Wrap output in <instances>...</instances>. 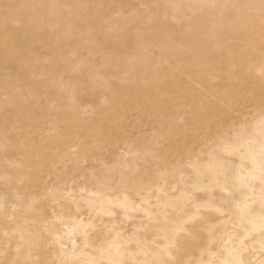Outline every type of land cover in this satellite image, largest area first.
I'll list each match as a JSON object with an SVG mask.
<instances>
[{
    "label": "bare ground",
    "instance_id": "6f19581e",
    "mask_svg": "<svg viewBox=\"0 0 264 264\" xmlns=\"http://www.w3.org/2000/svg\"><path fill=\"white\" fill-rule=\"evenodd\" d=\"M6 1L8 0H0V61H2V67L9 64L6 66L10 69L12 66L19 71V74L13 75L15 78L12 79L13 77L7 73L9 68L6 70L5 66V69L2 68V72L5 70L6 74L1 73L4 77L1 75L3 78L0 77V79H6L5 75L7 74L10 75H7L9 78L12 77L11 81L7 80L9 78L6 79L8 83L10 82L7 85H14L15 83L13 90L9 88L11 92L14 91L16 83L20 82L21 79L22 82L27 83L28 86L23 82L29 95L22 96L23 93H17L13 97L7 94L6 98L9 97L10 99H6V102L0 98V115L3 117H0L2 119H0L2 121V123L0 122L1 125L7 120L0 127L4 128L6 133L12 129L8 134L14 136V139H12L15 140H11L9 145V136H5L6 133L2 129L1 132L5 135L0 136V138H4L3 140L0 139V181L5 183L0 182V186L3 185L0 188V200L2 199L0 201V221L2 220L0 223V251H4L6 255L0 258L9 261L15 259L19 261V264H25V262L33 259L44 261L45 264H59V260L62 259L61 243L55 242L54 236L60 235L63 237L64 249H71L72 241L64 234V224L57 221L55 227L49 226L48 230H45V224L47 221H53L56 215H60L67 225H71L73 221L91 222L93 228L89 229L88 238L89 242L97 247L106 238L108 240L113 239L115 231L122 233L118 241L122 246V252L126 253L129 264L133 260L152 259V253L159 251L168 242V239L172 236L171 229L177 226H183L194 233V238L185 237L183 233H180L179 243L175 248L169 249L178 264H225V262L227 264H238V262H242V264H262L264 262V248H262L264 232L259 227V215L261 213L259 181H253L251 189L239 187L233 193V196L229 198L240 202L241 206L244 203L249 206V214L244 217H241L235 211L232 203L222 204L221 197L225 194L218 189L211 194L197 192L194 202L187 200L182 202V195L193 191L192 170L185 166L188 163L187 149L191 147L187 144L190 141L194 145L197 139L193 138L195 141L191 142L192 140L187 138V142L183 143L180 139L181 136L184 138L183 132L186 134L185 128L183 129V127H180L182 125L179 126V123H175L184 110L185 105L180 106L183 99H186L189 104L188 107L190 106L189 111H184L189 113L190 118L186 123L187 127H191V124L199 120V117L194 120L196 118L194 116L199 115L197 113L202 115V112H204L205 114L200 116L202 118L204 115V117H208L211 116L209 114L221 108V102L235 104L233 98L237 95V89H240V92L244 93L246 97H257L260 89L263 88L259 76L261 64L264 63V57L261 55L260 25L257 22L254 26H249L231 7L243 3L245 0H240L242 2L238 0H193L195 6L188 4L191 2L186 3L187 0H166L162 2L146 0V3H154L155 5L154 12L152 11L150 14L152 18L149 24L152 22L151 25L147 23L150 17L144 12L136 11L138 9L133 10L128 15L122 14L118 16L119 18L113 20L106 18L97 22L96 17L102 13L98 10V5L103 6L107 2H112L109 0H88L87 2L97 3V8L94 9V12L87 11L88 13L86 12V15L80 17V19L78 16H81V11H83L80 6L84 5L86 0H14L15 6H11L14 2L9 4L10 1L5 4ZM128 2L129 0H114L116 5H124L122 8L130 3ZM210 5H215V7H210ZM198 8L203 11L193 15V12ZM169 12L182 13V17H185V19L181 22L165 24L163 17L166 18L167 14L169 16ZM189 16L190 19H188ZM172 17L174 18V16ZM77 20H80V25ZM43 27H45V30L50 28L51 31H44ZM133 29L137 30L133 31ZM85 39H88L90 44V48L87 49V47L86 51L89 50L88 52L92 56L97 51L96 46L99 51H103L101 52L103 54L100 53L102 57H99L100 61L97 64H95L94 59L82 57ZM231 39L234 43L228 45V41ZM145 40L150 44H154V46L146 47L144 45ZM35 45H39L44 51L48 50L49 53L51 51L50 55H52L49 56V60L47 59V66L41 65L42 67H40L38 65L37 67L36 65L40 60L30 57ZM127 46L131 47L133 51L131 54L125 55L128 61L123 60L126 62L131 61V67L130 65L127 66L128 63L124 65L125 61L118 63L114 57L117 47L126 49ZM150 51H152V56L148 55ZM70 55H75L77 60L70 58ZM99 64L101 66L96 68ZM57 66H65L67 73L70 72L72 75L75 73L77 77L75 78L73 75L71 81L65 82L67 81L65 78L70 77V74H66L67 77H65L66 72L62 71L64 74L61 76L55 69V67L58 68ZM41 68L43 69L40 73ZM106 68L107 70H104ZM54 70L57 73L56 79H59H57L58 83H55V81L57 82L56 79L54 80ZM128 70H130V73ZM33 71L39 72L40 75L36 72V77L37 75L38 77L43 75L41 77L43 81L37 78L40 82L34 81L35 78H31V72ZM104 71L108 72L104 73ZM215 72L222 76L221 83L220 81L217 83L216 75L212 74ZM255 73L256 79L251 78V75ZM140 75H144L142 80ZM17 76L19 77L16 78ZM51 78L53 82H51ZM74 78L75 80H73ZM44 79L46 84L41 83L45 82ZM112 79L119 80V84L117 82L113 83ZM250 79L252 80L250 81ZM47 80L50 81H48V84H52L53 86H51L54 87V90L51 86V89L49 88V91L53 90L52 93L48 92ZM6 81L4 80V82ZM127 81L130 83L129 86L126 84ZM130 81L134 83V86H131ZM141 82L144 83L141 84ZM53 83L58 88H55L56 85ZM59 86H62L63 90H59L62 89ZM86 86L90 90L93 87V90H86ZM82 87L86 90L83 92L86 93L82 92L80 94L79 90H83ZM29 89H31L30 93ZM97 93L103 95L97 97V99ZM25 96H27V99H23ZM42 101L45 102L44 105H42ZM102 101L109 102L106 109L101 107ZM6 104L7 106L13 105L12 107L16 108L17 111L15 112H18L19 116L15 112L13 116L20 119L18 127H15L13 122L7 124L11 121L8 118L10 116L6 117L2 113L5 112L3 109ZM49 105L52 108L56 107L55 111L58 110L59 113L52 111ZM84 105L86 107L87 105L90 106L89 109L93 112L87 110L88 108L86 109ZM48 106L53 113L48 109ZM82 107L86 111L94 113L96 118L94 119V116L90 117L92 113L85 112ZM135 108L140 110L142 114L145 112L144 115H149L155 122L154 125L151 124L155 129H151L153 135L147 137L148 140L142 136L143 141L146 142H141L142 145H138L139 148L136 147L137 144H132V140L129 143L128 138L125 142L119 139L121 143L124 142L123 149L125 150L122 152L123 154L120 152L121 155L115 156V152L113 154L115 157L112 155L111 158L112 163H110L108 157H105V160L109 159V161L107 160L109 166L106 164L107 162H104L103 157L104 163H100L99 166L95 167V162L99 163L101 161L99 152L113 145V136L116 132L112 133L116 130L114 128H117L116 135H121L120 133L124 132L121 136L125 133L128 136V133L131 132L132 128L129 127L130 130L127 129V133L124 117L132 110L134 112ZM236 109L238 110L239 106L236 108L235 104L232 113H237ZM80 110H82V113L89 114L90 118L83 114L84 117L89 118V121L82 117ZM259 110L248 121L239 117V119H236L235 116L233 117L234 113H231V119L234 118L237 121H230L231 126L228 125V129L233 127L239 129L241 124L248 125V132L255 135L256 143L251 146L255 151H258L260 137L258 132L253 133L252 124L258 119ZM239 111L241 112V110ZM36 113H40V115L43 113L42 115L45 114L44 117L50 116L47 119L51 118V124L55 122V124H52L54 126H48V129L51 127V130L52 127L54 129L55 125L58 127V130L53 133L55 137H50V129L46 132L47 127H45V130V128H42L43 125L41 128L39 126L40 129L35 126L32 129L35 122L33 118L38 115ZM187 114L185 115L186 118ZM181 117L183 116L181 115ZM52 118L54 122H52ZM92 118L93 122L90 120ZM137 118L138 116L135 119ZM166 118L172 119L173 123L170 120V124L166 126L164 122L169 121V119L165 121ZM202 118L199 120L200 122L204 119ZM9 124L11 128L8 126ZM84 124L86 125L84 126ZM135 125L134 127L140 126L139 124H137L138 126ZM28 126L29 132L26 131ZM134 127L135 131L137 128ZM15 128L20 129L18 136L13 133ZM79 129H82L85 134L80 133ZM78 131L80 136L77 139ZM226 131L228 130L225 128ZM11 132L13 135H11ZM18 132L15 131V133ZM225 132L224 139L228 143H232L234 141L233 132L231 131V135ZM81 135L85 136V140L82 142L80 141L82 139H80ZM118 135L116 138H118ZM186 135L184 139H186ZM121 136L119 138L123 139ZM175 136H178L180 141H176L177 137L175 139ZM140 139L138 140L141 141L142 139ZM75 141L77 142L76 145ZM134 141L136 143V140ZM116 142L118 143V141ZM176 142L182 143L178 144ZM208 142L203 143L205 147L202 146L204 147L202 149L191 148L194 161H196V153H199V161L208 160V153L216 147L214 143L208 145ZM88 144L93 146L91 147L93 149L89 152L90 147ZM145 146L154 149L157 156L166 158L168 161L167 166H161L157 169L152 156L136 158L134 154L137 151H142ZM177 147L179 149L183 147L182 151L186 150V152L184 151L185 155L181 153L184 155L183 160H180L182 155L179 152L181 150L176 149ZM199 147H201L200 144ZM7 149L9 151L15 150L16 156L21 157L20 159H11L12 168L9 169L2 162V158L5 159L6 155L9 154ZM174 151H177L176 153H179L181 157L177 154L178 157L174 155ZM109 156L111 157V155ZM122 157L125 160L121 159ZM4 159L3 161H7V158ZM224 159L231 161L232 172L236 179L247 177L248 170L251 168L250 163H246L244 170L240 171L241 159L239 156H224ZM84 162L92 165V167L90 165V169L88 164L86 166L90 170V177H85L84 181L73 185L75 180L71 179L70 181L67 173L68 171L69 173L72 172L71 176L76 172L71 177L76 176L74 179L82 178L83 171H85V167H82ZM67 164L69 165L68 169ZM102 166L107 170H114L113 175L116 180L110 186L112 189L119 190L111 191L109 188L101 187L92 179L93 168L99 170ZM121 173L124 174V180L118 184L117 182L121 180ZM50 175L54 177L51 178L54 181L46 182V178H49ZM67 179L70 182L69 184H66V182L68 183ZM4 187L6 189L3 190ZM53 189L55 190L54 193ZM123 189H127V191L125 192ZM68 191H71L75 200L79 201V211H77V205L71 200L61 198ZM98 191L104 193L105 198L108 200L117 198L123 200L124 195H127L130 209L128 218H124V211L119 208L113 210L116 213L115 216L99 215L100 201L95 195H91ZM157 196L160 197L159 200H157ZM210 197L215 198L214 203L217 207L232 209L230 214L223 217L217 212L209 211L204 207L199 209L201 216L208 218L210 223L217 225L211 237H209L208 231H201L200 227L193 228L191 223H183L189 215L197 211L195 205L202 204ZM5 199L13 209H6L9 214L11 211L12 213L15 212V209L18 210L16 215L11 213L14 217L7 214L5 205L8 203L5 202ZM85 200L96 201L97 210H90L85 204ZM10 204H8V208H10ZM172 204L176 205L175 208L171 206ZM137 205L140 206L138 211L134 210ZM145 208H150L153 214H159L155 216L159 221L158 224L149 225L143 211ZM55 209L57 210L55 211ZM8 217L11 219L10 222L5 220ZM165 220H167V223H165ZM222 220L226 223H221ZM113 223L117 227L113 232H109ZM196 223L203 226V221H197ZM253 223H255V228ZM35 233H39V237ZM130 238L131 242L125 243ZM72 239L77 246H83L84 241L81 236H75ZM136 240L140 241L141 248L137 247ZM18 247L20 249L19 253H17ZM85 251L88 252L90 249ZM164 259H167V257H164Z\"/></svg>",
    "mask_w": 264,
    "mask_h": 264
},
{
    "label": "snow or ice",
    "instance_id": "6c2138e0",
    "mask_svg": "<svg viewBox=\"0 0 264 264\" xmlns=\"http://www.w3.org/2000/svg\"><path fill=\"white\" fill-rule=\"evenodd\" d=\"M210 7H215V5H210ZM231 7H235L232 5ZM247 7L258 8L260 14V39H261V55L264 57V0H260L258 5H247ZM259 76L262 86H264V63L261 64L259 71ZM233 111V105L229 103L221 102V108L218 111H214L211 116L204 118L201 123L194 127H187L186 121L180 117L177 118V123L185 125V133L191 132L195 137H200L202 140L209 141L216 145L211 152L208 153L207 161H199V153H196V161L193 160V151L192 149H187L188 163L185 165L188 168H191V175L193 177V184L191 193L183 194L181 201L187 200L189 202H194L196 199L195 194L197 192H204L211 194L215 190H219L225 195L221 197V202L224 205L232 203L234 209L241 217L249 214V206L244 203L241 206L240 202L230 200L229 198L233 196V193L238 190L239 187H248L251 189L253 181H259L260 184V204H261V213L259 215V227L262 232H264V95L261 97L260 110L258 113V119H256L252 124L253 133H259V144L258 151H255L251 146L256 143L255 135L248 132V125L241 124L239 129L233 127L231 131L234 134V141L228 143L224 139V132L222 129L226 126L227 120L231 119V113ZM215 136V140H212V137ZM195 147V145H193ZM223 153V155H221ZM239 156L241 159V164L239 170L243 171L246 163L251 164V168L248 170L247 177H240L236 179L232 172L231 161L224 159V156ZM153 163L156 168L159 169L161 166H167V159L164 157L157 156L153 154ZM175 171V169H173ZM134 179V178H133ZM101 187L109 188L111 191H117L119 189H112L110 185H102ZM53 193L55 190H52ZM127 191V189H123ZM159 191V189H157ZM100 201L98 207L99 215L115 216L116 213L113 211L115 208L122 209L124 211V218H128L129 212V200L128 196L124 195V199L120 200L119 198L115 200H108L105 198V194L98 191L92 193ZM55 198V197H53ZM61 198H67L77 205V211L79 208V201H76L73 193L71 191L66 192L61 196ZM160 197L157 196V200ZM214 197H210L208 200L204 201L202 204L195 205L197 211L188 216V219L185 220L184 224H192L193 228L200 227L201 231H208L209 237L212 236L213 231L216 229L217 225L209 222L208 218L200 215L199 209L204 207L209 211L217 212L221 217L226 214H230L232 209L217 207L214 203ZM85 204L89 207L90 210H97L96 201L85 200ZM175 208V204L171 205ZM134 210H140V206L137 205ZM144 215L147 218L149 225L158 224L159 221L155 218L157 214H153L150 208L143 209ZM64 224L65 235L72 241V251L67 253L66 264H76L78 261L79 264H95L93 258H85L83 252H76L77 245L72 239L75 236H81L83 238L84 244H89V229L93 228L91 222L83 223L73 221L71 225L64 223L62 216L56 215L53 221H47L45 224V230H48L49 226L55 227L56 222ZM197 221H203V226L196 223ZM251 222V221H250ZM167 223V220H165ZM221 223H226V221H221ZM117 225L113 223L112 228L109 229V232H113L116 229ZM255 228V223H253ZM172 236L168 239V242L159 249L157 255L167 257V259L157 261V264H178V261L172 256L169 251L170 248H175L179 243L178 237L180 233H183L185 237H193L194 233L190 230L185 229L183 226H177L171 229ZM122 235L119 231L114 232V238L108 240L107 238L100 243L97 247L94 244L96 251L101 257L109 258L108 264H113V257L122 256V246L119 244L118 238ZM134 235V234H133ZM54 240L57 243H61V251L64 253L65 249L63 247L62 241L63 237L60 235H55ZM131 242V238L125 243ZM211 242V241H210ZM137 247L141 248L140 241L136 240ZM262 248H264V243H262ZM19 250V248H18ZM143 251V249H141ZM116 264H120V261H116ZM131 264H137L135 260L131 261ZM227 264V262H225ZM242 264V262H238ZM264 264V262H262Z\"/></svg>",
    "mask_w": 264,
    "mask_h": 264
},
{
    "label": "rangeland",
    "instance_id": "374dc122",
    "mask_svg": "<svg viewBox=\"0 0 264 264\" xmlns=\"http://www.w3.org/2000/svg\"><path fill=\"white\" fill-rule=\"evenodd\" d=\"M9 1H10L9 4H12V3L14 2L11 6H13V5L15 6L16 3H15L14 0H8V1H6L5 4H7ZM87 1H88V0L85 1L86 3H85L84 5L80 6L81 9H82L83 11H81V14H80L81 16H78L79 19H80V17L86 15L85 13H86L87 11H90V12L93 11V12H94V11H95L94 9L97 8V3L94 4L92 1H89V2H87ZM109 1H112V2H110V3L107 2V3H105L103 6L98 5V10H100L102 13L100 12L101 14H100L99 16L96 17V21H97V22H100V21H102V20H104V19H106V18H107V19L110 18V19L113 20V19H115V18H119L118 16H121L122 14H123V15H128V14H130L131 12H133V10L135 11V9H138V10H136V11H139V12H141V13L144 12L147 16L150 17V19L147 17V18L149 19V20L147 19V20H148V21H147L148 25H151V24H152V22H150V24H149V21H150L151 18H152L150 14H151L152 11L155 9V5H154V3H153V4H151V3H146V0H145V1H144V0H129L130 3L128 2L129 4H128V5H125V8H122L124 5H123V6H120V5H118V4L116 5V3H114V0H109ZM127 1H128V0H127ZM143 1H144V2H143ZM157 1L162 2V1H166V0H157ZM183 1H185V0H183ZM238 1H240V0H238ZM242 1H243V0H242ZM242 1H240V2H242ZM187 2H191V3H188V4H191V5H193V6L196 5L195 2H194L193 0H187L186 3H187ZM193 3H194V4H193ZM126 6H127V7H126ZM8 7H10V6H8ZM84 9H85V10H84ZM200 10H201V11H200ZM200 10H199V8L196 9V10L194 11L195 13L193 12V15H194V14L197 15L198 12L200 13V12L203 11L201 8H200ZM153 12H154V11H153ZM87 13H88V12H87ZM169 13H170L169 16H168V14H167V15H166V18L163 17V22H165V24L170 23V22H171L170 24H173V23H177V22H179V21L181 22V20L185 19V17H184V18L182 17V13H179V12H172L173 14H172L171 12H169ZM176 13H177V14H176ZM199 13H198V14H199ZM191 15H192V14H191ZM152 16H153V15H152ZM171 16H174V18L172 17L174 20L171 18ZM179 16H180V17H179ZM180 18H181V19H180ZM186 19H187V18H186ZM188 19H190V16H189ZM161 20H162V19H161ZM77 21L79 22V25H80V23H81L80 20H77ZM78 22H77V23H78ZM79 25H78V26H79ZM148 25H145V26H148ZM142 26H143V25H142ZM46 27H47V26H46ZM48 27H49V26H48ZM79 27H80V26H79ZM148 27H149V26H148ZM80 28H81V27H80ZM48 29H49V30H47V28H46V30H45V27H43V30H44V31H51L50 28H48ZM78 29H79V28H78ZM134 29H135V28H134ZM134 29H133V31H136V30H137V29H136V30H134ZM45 33H46V32H45ZM46 34H47V33H46ZM75 38H76V37H75ZM55 39H57V38H55ZM73 40H76V39H73ZM88 41H89L88 39H85L84 42H83V45L85 46V48H84L83 45L81 44V46L84 48V50H83V52H82V57H85V58H88V59H94V60H95V64H97V63L100 61V58L102 57V56L100 55V53L103 52V51H101V50L99 51L98 47L96 46L95 49H96L97 51H96V53L94 54V56H92V55L88 52L89 50L86 51V48H87V47H88L87 49L90 48V44H89ZM146 41H147V40H145V44H144L146 47H151L152 45L154 46V44H150V43H148V41H147V42H146ZM90 43H91V42H90ZM233 43H234L233 39H231L230 41H228V45H232ZM91 45H92V43H91ZM155 46H156V45H155ZM94 47H95V46H94ZM127 47H128V46H127ZM127 47H126V49H125L124 47H123V49H122V48L119 49V47H117V50H115V52H114V53H115V54H114V57H115V59H116V61H117L118 63H119V62H120V63H123L125 60L128 61V60L126 59L125 55H127V54H131L133 50H132L131 47H130L131 49L128 47V49H129V50H128ZM156 47H157V46H156ZM156 47H155V48H156ZM34 48H35V49H34L33 52L30 54V57H31L32 59H37V60L39 59V60H40L41 63L38 61L39 63L36 65L37 67H38V65H40V67H42L41 65L45 66V65L47 64V62H48L47 59L49 58V56L52 55V54L50 55L51 51H50V53L48 52V50H47V51H44V49L42 50V48H41L39 45H38V46L35 45ZM83 48H82V49H83ZM155 48H154V50H155ZM115 49H116V48H115ZM150 49H153V48H150ZM98 51H99V52H98ZM45 52H46V53H45ZM97 52H98V53H97ZM151 52H152V51H150V53H148V55H151V56H152L153 54H152ZM101 54H103V53H101ZM100 56H101V57H100ZM69 57L72 58L73 60H77V57H75V55H73V56L70 55ZM99 57H100V58H99ZM123 59H125V60H123ZM178 59H180V58H178ZM48 60H49V59H48ZM122 60H123V61H122ZM180 60H181V59H180ZM126 61H125V64H124V65H126V63H128L127 66H129L130 64L132 65V63H130L131 61H130V62H126ZM1 62H2V61H0V77H1L2 74L5 73V70L3 71L4 73L2 72V68L4 67L3 69H5V66L7 65V64H5V65H3V67H2V63H1ZM73 62H74V61H73ZM75 62H76V61H75ZM60 64H64V63H60ZM60 64H59V65H60ZM8 65H9V64H8ZM8 65H7V66H8ZM48 65H49V63H48ZM64 65H65V64H64ZM119 65L121 66V64H119ZM131 65H130V67H131ZM7 66H6V70L9 68V67H7ZM46 66H47V65H46ZM95 66H96V65H95ZM95 66H94V67H95ZM100 66H101V65L99 64V65L96 66V68H98V67H100ZM57 67H58V68L55 67V69H57V73H60V75L62 76V74H64V72H62V71H65V70H66V69H65V66H60V67L57 66ZM124 67H125V66H124ZM12 68H13V67L11 66V69H12ZM125 68L127 69V67H125ZM125 68H123V69H125ZM128 68H129V67H128ZM11 69L9 68V70H7V73H9V74L13 77V78H12V77H11V78L14 79V78H15L14 76L19 74V71L16 70L15 68H13V71H12ZM14 69H15V71H14ZM36 69H38V68H36ZM42 69H43V68L40 69V73L42 72V71H41ZM10 70H11V71H10ZM38 70H39V69H38ZM104 70H107V68L104 69ZM33 72H34V71H33ZM33 72H31V73H32L31 78H33V79L35 78L34 81H36L37 79H38V80H39V79H41V80L43 79V78H41V77L43 76L42 74H41L42 76H39V77H38V75H37V77H36V72H37V71H35L34 73H33ZM65 72H66V71H65ZM107 72H108V71H104V73H107ZM128 72L130 73V70H128ZM241 72H243V71H241ZM1 73H2V74H1ZM31 73H30V75H31ZM37 73L39 74V72H37ZM43 73H44V72H43ZM55 73H56V70H54V76H55V78L53 77L54 80H55L56 77H57V73H56V75H55ZM5 74H6V73H5ZM9 74H7V75H9ZM28 74H29V73H28ZM66 74H67V75L70 74V77H69V76L67 77ZM212 74H213L214 76L216 75V77H217V79H216V80H217V83H219V81H220V83L222 82L221 80H223V78H222L221 75L217 74L216 72H215V73H212ZM7 75H5V76H6V79L9 78ZM10 75H9V76H10ZM13 75H14V76H13ZM39 75H40V74H39ZM60 75L58 74V77H59V78H60ZM64 75H66L65 77H67V78H65V80H67V81H65V82H67V83H68L69 81H71V78H73V75L75 76V78L77 77L75 73L72 75V73H70V72H69V73L66 72ZM2 76L4 77V75H2ZM19 76H20V75H19ZM19 76H17L16 78H18ZM71 76H72V77H71ZM120 76H121V75H120ZM255 76H256V73H255L254 75L252 74V75H251V78L256 79ZM3 77H1V78H3ZM140 77H141V80H142V78L144 77V75H140ZM254 77H255V78H254ZM11 78H9V79H7V80H10V81H11ZM29 78H30V76H29ZM31 78H30V80H31ZM36 78H37V79H36ZM44 78H45V77H44ZM62 78H64V77H62ZM62 78H61V79H62ZM75 78H74L73 80H75ZM221 78H222V79H221ZM6 79H4V80L6 81ZM46 79H47V78H46ZM57 79H58V78H57ZM57 79H56V80H57ZM61 79H60V80H61ZM68 79H70V80H68ZM113 79H115V78H113ZM113 79H112V80H113ZM0 80H1V79H0ZM4 80H1L2 82L0 81V94H1V95H0V98H1V100L4 99L5 102H6V99L9 100V99H10L9 97L6 98V97H7V96H6L7 94L12 95L13 97H14V95H17V93H21V94L23 93L22 96H24V95H26V94H27V96L29 95V94H28V89H27V87H25V86L27 85V83H25V82L23 81V82L26 84V85H25V84L21 81V79H20V82H19V81L17 82L18 84L16 83V87H14L15 89H14L13 92H11V91L9 90V88L12 89L13 86H15V83H14V85H7L8 81L4 82ZM15 80H19V79H15ZM38 80H37V81H38ZM52 80H53V79L51 78V82H53ZM58 80H59V79H58ZM58 80H57V82L55 81V83H58ZM62 80H63V79H62ZM62 80H61V81H62ZM251 80H252V79H250V81H251ZM32 81H33V80H32ZM42 81H43V80H42ZM44 81H45V79H44ZM48 81H49V80H47V84L50 82V81H49V82H48ZM114 81H115V80H113L112 82H113V83H116V82L118 83L119 80H118V81H115V82H114ZM254 81H255V80H254ZM3 82H4V83H3ZM38 82H40V81H38ZM119 82H120V81H119ZM130 82H131V81H130ZM252 82H253V81H252ZM2 83H3V84L6 83V84L3 85ZM9 83H10V82H9ZM9 83H8V84H9ZM41 83H45V84H46V81H45V82H41ZM55 83H53V84H55ZM88 83H90V82H88ZM131 83H132L131 86H132V85L134 86V83H133V82H131ZM143 83H144V82H143ZM143 83L141 82V84H143ZM215 83H216V81H215ZM90 84H92V83H90ZM90 84H88V85H90ZM118 84H119V83H118ZM126 84L128 85V84H130V83H128V81H127ZM51 85H52V84H50V85L48 84V86H47L48 88H47V89H48V92H51V93H52V91L54 90V89H53L54 87H52L53 85H52V86H51ZM55 85H56V84H55ZM88 85H87V86H88ZM10 86H11V87H10ZM27 86H28V85H27ZM50 86H51L52 89H53L52 91H49ZM87 86H86V88H87ZM91 86H92V85H91ZM128 86H129V85H128ZM59 87L62 88V86H59ZM28 88H30V87H28ZM55 88H58V86L56 85ZM84 88H85V87H84ZM86 88H85V89H86ZM92 88H93V87H92ZM92 88H91V90H93ZM50 89H51V88H50ZM81 89H83V87H82ZM224 89L226 90V88H224ZM12 90H13V89H12ZM30 90H31V89H29V93H30ZM59 90H63V88H62V89H59ZM86 90L91 91L90 88H87ZM86 90H84V89H83V90H79V93L81 94L83 91H86ZM102 90H103V89H102ZM80 91H81V92H80ZM103 91H104V90H103ZM9 92H10V93H9ZM15 93H16V94H15ZM51 93H50V95H51ZM83 93H86V92H83ZM61 94H62V93H61ZM97 94H98V93H97ZM97 94H96V98L99 97V96H102V95H103V94H102V95H100V94L97 95ZM262 95H264V86H263L262 89H260V91H259L257 97H256V96H249V97H246V96L244 95V93L240 92V89H237V95H236V97L233 98V99H234L233 102H236V103H235V104H236V108L239 106V109H238V110L236 109V110L238 111L237 113H234V112H233L234 114L232 113V114H233V117L235 116L236 119H239V118H240V119H243V118H244L246 121H248L249 119H251L252 117H254V115L256 114V112L260 109V103H261V97H262ZM12 96H11V97H12ZM18 96H20V94H18ZM27 96H25L24 98L22 97V98H23V99H25V98L27 99ZM100 98H101V97H100ZM100 98H99V101L101 100ZM102 98H104V97H102ZM11 99H12V98H11ZM97 99H98V98H97ZM1 100H0V101H1ZM235 100H236V101H235ZM206 101H207V100H206ZM53 102H54V100H53ZM102 102H103V101H102ZM105 102H107V101H104V102L102 103V105H101V107H102L103 109H106L107 104H109V102H107V103H105ZM182 102H183V103H182ZM182 102H181V105H180V106L185 105V107H183V109H184L185 111H186V110L189 111V110H190V109H189L190 106L188 107L189 104L187 103L186 99H183ZM185 102H186L187 104H186ZM257 102H259V103H257ZM43 103L45 104V102L42 101V105H44ZM50 103H51V102H50ZM88 103H89V102H88ZM206 103H207V102H206ZM84 104L86 105L87 103H84ZM89 104H90V106H92L91 103H89ZM100 104H101V103H100ZM235 104H233V105L235 106ZM51 105H53V104L51 103ZM85 105H84V106H85ZM186 105H187V106H186ZM5 106H6V107L3 106V107H4L3 111H5V112H2V113H3L6 117H7V116H10V117H8V118H10V120H11V121L7 122V124H8V123L11 124V122H13L14 125H15V127H16V126L18 127V123L20 122V119L17 118V116H13V113H14L15 111H17L16 108L12 107L13 105H12V106L9 105V106H10V107H9V106H7V104H6ZM14 106H15V105H14ZM49 106H50V105H49ZM49 106H48V109L50 110V107H51V106H50V107H49ZM53 106H54V105H53ZM55 106H56V105H55ZM90 106L87 105V107L85 106V108H86V109L88 108L87 110H91V109H89ZM180 106H179V107H180ZM15 107H16V106H15ZM107 107H108V106H107ZM187 107H188V109H186ZM55 108H56V107H55ZM55 108H52V107H51L52 111H53V110L55 111ZM82 108L84 109L85 112H88V111H86V109H85L84 107H82ZM234 108H235V107H234ZM135 109H136V108H135ZM135 109H134V112H133V110H132L130 113L127 114L128 116L126 115V116L124 117V118L126 119V121H124V124H125V126H126V130H127V129L130 130L129 127H131V128H132V129H131V132H132V133H131L130 131H129L130 133H128V130H127L128 136H127L126 133H125L126 135L124 134L123 136H121L122 133H124V132L120 133L119 130H118V132H119L121 135H118V134H117V135H118V138H116V137H117V135H116L117 128H114V129H116V130H114L112 133H114L115 131H116V132L114 133V136H113V137H114V138H113V145L110 146V147H108V148H105V147H104L106 150L103 149L102 151H100L101 153L99 152V154H100L99 156L101 157V159H100L101 161L99 160V161H100L99 163H98V162H95V163H96V164H95L96 166L94 165L95 167L99 166L100 163H104V162H105V163L107 162L106 164L108 165V161H109V159H110V163H112V159H111V158L114 156L113 154H115V152H116L115 156L119 155L120 152H121V154H123L122 152L125 150V149H123V148H124L123 144H124V142H125V140H126L127 138L129 139V143H131V142L133 141L132 144H133V145H136V144H137L136 147H138V145H140V144L142 145L141 142H146L145 140L143 141L144 138L148 140L147 137H151V135H153V134H151V133H153V130H155V129H153V128H154V127H153V125H154L153 123H155V122L151 119V117H150L149 115H144L145 112L142 114V112H140V110H138V109L135 110ZM183 109L181 108V111H182ZM56 110H57V109H56ZM137 110H138V111H137ZM184 110L182 111V114H181V115L183 116L182 118H183L184 120H186V122H188V118H190V116H189V113H188V112H185ZM239 110H241V112H240ZM50 111H51V110H50ZM52 111H51V112H52ZM91 111H92V110H91ZM91 111H89L88 113L90 114ZM55 112H56V111H55ZM79 112H80V114L82 115V117H84L83 114H85L87 117H89V116H88L89 114H86L85 112L82 113V110H80ZM92 112H93V111H92ZM92 112H91V113H92ZM183 112H184V113H183ZM243 112H245V113H243ZM2 113H1V114H2ZM52 113H53V112H52ZM56 113H59L58 110H57ZM137 113H138V115H137ZM185 113H186V114L188 113V114H187V115H188L187 118H186V116H185V115H186ZM202 113L205 114L204 112H202ZM212 113H213V112H212ZM239 113H240V114H239ZM15 114L18 115V112H15ZM15 114H14V115H15ZM36 114H38V115L35 116V118H33V120H35V122L33 121V122H34V125H32L33 128H32V126H31V128H32V129H34L35 127H36V128H39V126H40V128H41V126L43 125V126H42L43 129H44L45 127H47V130H46V128H45L46 132L50 129V130H49L50 133H49V132H48V133L51 134V136H50V135H49V136H50V137H53V136L55 137V134L53 135V133H54L56 130H58V127H56V125H55V127H54L55 130L53 129V127H52V130H51V127L48 129V126H49V125L55 124V122L53 121V118H52V122H54V123L51 124V123H50V122H51V120H50L51 118H50V119H47V118H49L50 116H49V117L45 116V117H46V118H45V117H44L45 114L42 115L43 113H42L41 115H40V113H36ZM92 114H94V113H92ZM92 114L90 115V117H93V116H94V119H95V118H96L95 114H94V115H92ZM146 114H147V113H146ZM183 114H184V115H183ZM197 114H199V115H198V116H194V117H196L194 120H196L197 117H199V118H198L199 120L202 118L201 116H202L203 114H202V115H201V113H197ZM237 114H238V115H237ZM242 114H243V115H242ZM53 115H54V114H53ZM130 115H131V117H130ZM181 115H180L179 117H181ZM200 115H201V116H200ZM209 115H212V114H209ZM1 116H2V115H0V117H1ZM5 116H4V117H5ZM18 116H19V115H18ZM51 116H52V115H51ZM137 116H138V118L135 119ZM147 116H149V117H147ZM204 116H205V115H204ZM204 116H203V118H206V117H204ZM207 116H208V115H207ZM236 116H237V117H236ZM240 116H241V117H240ZM245 116H246V117H245ZM6 117H5V119H6ZM79 117H80L81 119H83L80 115H79ZM90 117H89V118H90ZM128 117H129V118H128ZM179 117H178V118H179ZM184 117H185V118H184ZM208 117H209V116H208ZM238 117H239V118H238ZM1 118H3V117H1ZM1 118H0V119H1ZM54 118H55V117H54ZM84 118H86V117H84ZM89 118H88V119H89ZM139 118H140V120H139ZM203 118H202V119H203ZM86 119H87V118H86ZM88 119H87V121H89ZM148 119H149L150 121H149ZM167 119H169V118H166L165 121H167ZM236 119H235V120H234V118H232L231 120L228 119V121H229L230 124H229L228 121H227V125L224 127V129H222V131L225 132V128H226V130H228V131H226L227 134L232 133V132H231V128H230V129H228V128H229V126H231V122H234V121L236 122V121H237ZM244 119H243V120H244ZM1 120H2V119H1ZM8 120H9V119H8ZM54 120H55V119H54ZM90 120H91V122H93V121H92L93 118L90 119ZM133 120H135V121H133ZM138 120H139L140 123L138 122ZM163 120H164V119H163ZM170 120L172 121V119H169V121H168V122H164V124L166 123V126H168V125L170 124V122H171ZM199 120H198V122H197V121L194 122L195 125H194V124H191L192 126L190 125L191 127H189V128H194L195 126H198V125L201 123ZM233 120H234V121H233ZM6 121H7V120H6ZM6 121H4V123H5ZM18 121H19V122H18ZM136 121H137V122H136ZM176 121H177V119H176ZM176 121H175V123H176ZM201 121H202V120H201ZM230 121H231V122H230ZM0 122L2 123V121H0ZM1 123H0V126H2V125L4 124V123H3V124L1 125ZM13 123H12V124H13ZM47 123H48V124H47ZM88 123H90V122H88ZM130 123H131V125H130ZM134 123H135L136 125H135ZM172 123H173V121H172ZM198 123H199V124H198ZM10 124H9L8 126L11 128ZM19 124H20V123H19ZM32 124H33V123H32ZM128 124H129V125H128ZM137 124H139L140 126H138ZM151 124H153V125L151 126ZM176 124H178V123H176ZM197 124H198V125H197ZM30 125H31V124H30ZM30 125H29V126H30ZM58 125H59V124H58ZM85 125H86V124H84V126H85ZM87 125H88V124H87ZM132 125H133V126H132ZM134 125H135V126H138V127H134ZM141 125H142V126H141ZM178 125L180 126L181 124H178ZM228 125H229V126H228ZM4 126H5V125H4ZM29 126L26 127V131H28ZM34 126H35V127H34ZM37 126H38V127H37ZM52 126H54V125H52ZM150 126H151V127H150ZM9 127H5V128L8 129ZM133 127H134V128H137L138 130L135 129V131H134ZM180 127H183V129L185 128V126H183V125L180 126ZM10 128H9V129H10ZM12 128H14V126H12ZM31 128H30V129H31ZM40 128H39V129H40ZM56 128H57V129H56ZM139 128H140V129H139ZM155 128H156V124H155ZM0 129H1V130H0V136L3 135L4 133H6L5 130H4V128H1V127H0ZM2 129L4 130V131H3L4 133L1 132ZM32 129H31V130H32ZM43 129H41V130H43ZM118 129H119V128H118ZM151 129H153V130H151ZM10 130H12V129H10ZM10 130L7 131L6 135L4 134L5 136H7V135L9 136V139H8V137H6V139H8V140L10 141V142L8 141L9 145L11 144V140H12V141H15V140H13V139H14V136L12 137V136L9 135V134H10ZM53 130H54V131H53ZM148 130H149V133H148ZM150 130H151V132H150ZM229 130H230V131H229ZM13 131H14V129H13ZM13 131H12V132H13ZM15 131L18 132V131H20V129L18 128V130H17V129L15 128ZM15 131H14L13 133H14L15 135L18 136L19 132H18V133H15ZM29 131H30V130H29ZM29 131H28V132H29ZM79 131H80V133L83 132V135L85 134L84 131H82V129H79ZM79 131H78V134H77V135H78L77 139H78L79 136H80V135H79ZM121 131H122V130H121ZM184 131H185V130H184ZM12 132H11V133H12ZM46 132H45V133H46ZM226 132H225V133H226ZM1 133H2V134H1ZM8 133H9V134H8ZM13 133H12L11 135H13ZM46 134H47V133H46ZM46 134H45V135H46ZM142 134H143V135H142ZM182 134H183V136H184V138H185V135H186V134H184V132H183ZM189 134H190V135H189ZM115 135H116V136H115ZM187 135H189V136L187 137ZM187 135H186V139L182 138V136H181V139H180L178 136H175V139H176V137H177L176 141H180V140H182L183 143H184V142H187V141H186L187 138H188V140H192L191 142L195 141V140L193 139L194 136L192 135L191 132H188ZM230 135H231V134H230ZM17 136H15V137H17ZM47 136H48V135H47ZM81 136H82V135H81ZM111 136H112V135H111ZM119 136H121L123 139L119 138ZM131 136H133V137L131 138ZM139 136H140V137H139ZM142 136H143L144 138H143ZM191 136H193V137H191ZM10 137H11V139H10ZM190 137H191V138H190ZM12 138H13V139H12ZM81 138H82L83 140H82ZM137 138H138V139H140V138L142 139V138H143V139H142V140L140 139L141 141H139ZM195 138L197 139V142H196L194 145H196L195 147H196L197 149H200V148L202 149V148H204V147H205V145H204L205 142H206V143L208 142V141L202 140L200 137H195ZM0 139L3 140L4 138H0ZM6 139H5V140H6ZM16 139H17V138H16ZM80 139H81V140H80L81 142L84 141V140H85V136L80 137ZM117 139H118V140H117ZM119 139H120L121 141L123 140L124 142L121 143V142L119 141ZM128 139H127V140H128ZM133 139L136 140V143H134L135 141H134ZM179 139H180V140H179ZM213 139L215 140V137H214V136L212 137V140H213ZM115 140L118 141V143H117ZM131 140H132V141H131ZM183 140H184V141H183ZM198 140H199V141H198ZM76 141H78V140H76ZM76 141H75V145H76V143H77ZM200 141H201V142H200ZM204 141H205V142H204ZM2 142H3V141H2ZM5 142H6V141H5ZM81 142H80V143H81ZM182 142H176V143L180 144V143H182ZM199 142H200V143H199ZM3 143H4V142H3ZM8 143H5V144H8ZM115 143H116V144H115ZM120 143H121V144H120ZM126 143H128V142H126ZM126 143H125V144H126ZM138 143H139V144H138ZM189 143H190V141H189L188 144H187V145L191 146V147L188 146L189 149H191V148L193 149V145H192V143H190V144H189ZM203 143H204V144H203ZM209 143H210V142H208V145H210ZM78 144H79V143H78ZM78 144H77V145H78ZM119 144H120V145H119ZM197 144H198V146H199V144H200L201 147L198 148ZM9 145H8V146H9ZM88 145H89V144H88ZM88 145H87V147H88ZM114 145H115V147H114ZM181 145H182V144H181ZM208 145H206V146H208ZM121 146H122V147H121ZM202 146H204V147H202ZM89 147H90V148L88 149V152H89V150L91 151V149H93V148H91V147H93L92 145H89ZM180 147H181V146H180ZM64 148H65V147H64ZM121 148H122L123 150H122ZM138 148H139V147H138ZM196 148H195V150H197ZM176 149H179V148L177 147ZM205 149H206V148H205ZM7 150H8V153H9L10 155L7 153V154H8V155H6L7 157L5 156V157L7 158V161H3V159H4V157H3V158H2V162L5 163V165H6V166L8 167V169H9V168H12V165L10 164V163H11V162H10L11 159H12V160H13L14 158H15V159H16V158H17V159H20L21 157L16 156V154H15V150H12V151H11V150L9 151V149H7ZM104 150H105L106 152H105ZM111 150H112V151H111ZM115 150H116V151H115ZM179 150L182 151V150H183V147L180 148ZM203 150H204V149H203ZM113 151H114V152H113ZM177 151H178V150H177ZM177 151H174V153H175L174 155H176V154L179 155V153H180V154H181V153H184V151L186 152V150H184V151H182V152L180 151L179 153H176ZM112 152H113V153H112ZM101 154H102V155H101ZM121 154H120V155H121ZM11 155H12V156H11ZM107 155H108V156H107ZM109 155H111V157H110ZM112 155H113V156H112ZM177 155H176V156H177ZM181 155H182V157L179 155V157H181L180 160H183V156L185 155V153H184V155H183V154H181ZM9 156H10V158H9ZM115 156H114V157H115ZM0 157H1V155H0ZM103 157H104V162H103ZM105 157H106V158H107V157L109 158V159H107L108 161L105 160ZM177 157H178V156H177ZM6 158H5V159H6ZM126 158H127V156H126ZM5 159H4V160H5ZM121 159H123V157H122ZM123 160H125V159H123ZM177 160H179V159H177ZM87 164H88V168H89L90 165H91L90 163L84 162V163L82 164V167H83V166L85 167V168H84L85 171H83V174H84V175L81 176L82 178H80V177H79L80 179L77 178L78 180H77V179H74V178H76V176H75V177H71V176H74V175L76 174V172L73 173V175L70 176V174H71L72 172L69 173V171H68L67 174H69V175H68V176L66 175V176L68 177V179H70V181H71V179H72V180H75V181H73V182H74L73 185H77L78 182H80V181H84V180H85V179H84L85 177H86V178L90 177V170H89L90 168H89V169L86 168ZM93 164H94V163H93ZM94 166H93V167H94ZM108 166H109V165H108ZM91 167H92V165H91ZM68 168H69V165L67 164V169H68ZM142 168H143V166H142ZM152 168H154V166H152ZM93 169H96V168H93ZM88 170H89V171H88ZM86 172H87V175H86ZM85 175H86V176H85ZM50 176H51V175H50ZM50 176H49V178H48V177L46 178L47 180L45 179L46 182H49L50 180H53V179H50V178H52L53 176H51V177H50ZM69 176H70V177H69ZM67 177H66V178H67ZM53 178H54V177H53ZM0 179H1V178H0ZM68 179H67V181H68ZM53 181H54V180H53ZM0 182H1V183H5L4 181H3V182L0 181ZM51 182H52V181H51ZM65 182H66V181H65ZM1 183H0V184H1ZM69 183H70L69 181H68V183L66 182V184H69ZM4 185H6V184H4ZM19 185H20V184H19ZM1 186L3 187V185H1ZM1 186H0V188H1ZM4 189H6V187H4L3 190H4ZM1 200H2V199H1ZM1 200H0V201H1ZM7 201H9V200H7ZM5 202H6V199H5ZM1 203H2V202H1ZM6 203H8V202H6ZM8 204H10V203H8ZM8 204L5 205V210H6V209H8V210H13L12 207H11V204H10V206H9L11 209L8 208ZM53 206H54V205H53ZM6 207H7V208H6ZM54 208H56V207L54 206ZM53 210H54V209H53ZM56 210H57V209H55V211H56ZM6 211H7V210H6ZM14 211H15V212H13V213H12V211H11L10 214H9V212L7 211V212H8L7 214L10 216V215H12V214L15 213V215H16V212L18 213V210L16 211V209H15ZM11 213H12V214H11ZM49 213H50V211H49ZM84 214H85V213H84ZM12 216L14 217V215H12ZM17 216H18V215H17ZM15 217H16V216H15ZM5 220H6L7 222H10L11 219L8 217V218L5 219ZM1 222H2V220L0 221V223H1Z\"/></svg>",
    "mask_w": 264,
    "mask_h": 264
},
{
    "label": "clouds",
    "instance_id": "9594fccd",
    "mask_svg": "<svg viewBox=\"0 0 264 264\" xmlns=\"http://www.w3.org/2000/svg\"><path fill=\"white\" fill-rule=\"evenodd\" d=\"M260 3V0H245L243 3H239L234 5L233 9L236 10L237 15L246 23H248L249 26H254L257 22L260 25V14L258 8H252V7H247V5H258ZM155 153V150L150 148L149 146H145L142 151H137L134 155L136 158H139L141 156H144L147 158L148 156H152ZM114 170H107L104 166L101 167V169H93V175L92 179L99 184L100 186L102 185H110L113 182H115L116 178L113 175ZM51 179V178H50ZM124 180V174L121 173V180L119 183H122ZM37 237H39V233H35ZM64 243V242H62ZM19 248V247H18ZM17 248V253H19L20 249L18 250ZM86 249H90V251L86 252ZM71 249H65L64 253H61L62 259L59 260V264H66V258H67V253L71 252ZM76 252H83L85 258H93L95 261V264H108L109 258L107 257H101L99 253L96 251L95 247L92 246V244L89 242L88 245H85L83 242V246H77L76 247ZM158 251H154L152 253V259H144V260H137V264H157V261H163L165 260L163 256L157 255ZM6 253L4 251H0V257H4ZM31 255V253H30ZM113 264H116V261H120V264H129V261L126 259V253H123L122 256L119 257H113L111 258ZM0 264H19V261L13 259L11 261L0 258ZM25 264H45L44 261H41L39 259H33L30 261L25 262ZM76 264H79L77 261Z\"/></svg>",
    "mask_w": 264,
    "mask_h": 264
}]
</instances>
